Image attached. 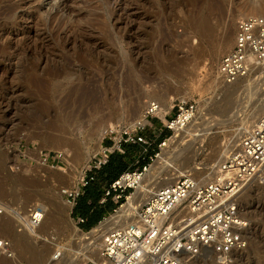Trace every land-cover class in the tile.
Wrapping results in <instances>:
<instances>
[{
    "label": "rangeland",
    "instance_id": "1",
    "mask_svg": "<svg viewBox=\"0 0 264 264\" xmlns=\"http://www.w3.org/2000/svg\"><path fill=\"white\" fill-rule=\"evenodd\" d=\"M245 1L0 0V201L25 212L40 202L59 215L57 224L33 235L18 231L16 220L4 217L9 229L0 235L13 242V264H53L61 259L51 262L57 250L68 247L79 253L80 241L91 234L97 237L95 247L84 251L77 264L97 257L101 225L135 190L115 191L102 202L116 207L88 231L76 222L64 192L75 184L74 171L100 150L104 127L132 123L141 116L147 97L142 94L137 99L140 90L153 89L166 106L178 98L194 100L195 115L212 98L198 129L183 140L161 130L157 117L151 119V126L142 132L158 137L146 152L150 165L143 176L148 179L161 157L173 155L172 166L161 178L187 169L182 175L201 181L211 178L215 165L237 145L233 139L238 136L232 137L230 131L241 130L242 123L249 127L264 113L249 116L264 100L262 69L251 74L250 90H236L233 83L213 91L218 61L234 44L235 18L248 13L241 9ZM189 13L207 18L209 37L200 38ZM224 21L232 37L227 47L221 45ZM198 43L199 53L194 51ZM235 82L244 84V77ZM132 90L135 95L129 94ZM127 100L131 107H126ZM172 103L167 117L175 113ZM163 139L166 145H159ZM61 151L63 158L47 163L42 159L46 153L54 156ZM187 156L191 159L181 167ZM137 161H132L134 168ZM150 182L144 183L147 188L156 185ZM240 205L249 224L247 246L238 254L233 252L227 264H264V186L244 189ZM51 231L53 239H48ZM45 250V258L33 259ZM197 260L217 264L210 253Z\"/></svg>",
    "mask_w": 264,
    "mask_h": 264
},
{
    "label": "built area",
    "instance_id": "2",
    "mask_svg": "<svg viewBox=\"0 0 264 264\" xmlns=\"http://www.w3.org/2000/svg\"><path fill=\"white\" fill-rule=\"evenodd\" d=\"M262 61L264 14L237 15L234 44L218 61L213 91L248 76ZM135 93L132 90L129 94ZM160 109L159 101L147 98L138 119L105 127L100 150L74 171L75 184L64 192L71 207L112 154H124L126 145H142L143 152L148 151L158 137L155 134L146 137L142 132L151 126V119L157 117L163 124L161 130L167 129L176 136L197 113V104L178 98L172 103L175 113L170 117H160ZM230 135L238 136L237 145L215 165L210 179L201 181L184 174L172 184L156 188L135 208L130 222L102 236L99 257L90 258L85 264H194L202 253H210L217 264H227L234 251L244 249L249 224L241 213L240 195L246 188L264 186V113L249 127L231 130ZM163 144L164 139L159 142ZM61 152L54 156L46 153L42 159L46 163L58 160L64 157ZM149 165L146 162L140 170L121 173L104 191L100 203L111 191L121 194L126 189L135 190ZM131 195H125L126 200ZM44 212L45 206L40 202L25 212L0 201V221L8 215L16 220L18 231L29 234H34ZM84 220L76 216L78 224ZM0 256L16 258L12 240L3 235H0Z\"/></svg>",
    "mask_w": 264,
    "mask_h": 264
},
{
    "label": "bare ground",
    "instance_id": "3",
    "mask_svg": "<svg viewBox=\"0 0 264 264\" xmlns=\"http://www.w3.org/2000/svg\"><path fill=\"white\" fill-rule=\"evenodd\" d=\"M238 9H240V8L238 7ZM241 9L246 10L249 14H260V13L264 14V0H247L242 5ZM188 18L190 19V24L193 26V28L199 34L201 39H205V38L210 36L211 30L208 28V20L206 17H204L203 15H201L199 17H195L192 13H189ZM223 24H224V27H223L224 31H223L222 36H221V45L223 47H227L231 44L232 37H231V34H229V32L226 33L227 27L225 26V21L223 22ZM194 51L197 53L202 51L201 43H198L194 47ZM257 69H262V73L264 72V61H262L259 65H257L249 73L248 76L244 77V84L238 85L237 82H235L239 79H236L233 82V83H235V86H237L236 90L240 89L241 92H245L247 90L252 89L253 83L250 80V78H251V74L254 73ZM233 83H231V84H233ZM231 84H225V85H231ZM140 92L141 93L138 94L137 99H139L140 95L143 94V96H146L148 99L153 98V99H155L161 103V109L159 110V115L161 117H163L165 115V113L171 108L172 102H170V105L166 106L158 98V94L154 90H152V93H148V92L143 93V91H141V90H140ZM229 92H231V91H229ZM126 102L127 103H125V105L127 108L132 106L130 101L127 100ZM211 103H212V98H210L206 101V106L204 107L202 112L195 115L193 117V119L189 122V124L175 137H179V139L181 138L183 140V138L185 136L191 135L190 133L192 132L193 129H198L197 125L199 123V120L202 118L203 114H205V113H207V111H209V107H210ZM261 111H264V100H261L259 102V104L254 106V109L252 110L251 113H249V116H253L255 113L261 112ZM229 118H232V117L229 116ZM254 121H253V123H254ZM241 126H242L241 128H247L248 127V125H245V123H242ZM104 129H105V127L101 130L102 131L101 136H103ZM237 140L238 139H235V140L233 139V141H234L233 143H235ZM173 141L176 142V139L169 141V144ZM230 142H232V140ZM191 144H189L188 146H191ZM165 145H166V142H165ZM61 146L62 145H60L59 148H62L63 150H65V147H61ZM172 158H173V155H170L168 157H161L160 158L161 160L155 164V168H154L153 172L150 173V176L148 177V179L146 176H143V175L141 176V178L138 181V186L136 187V189H135L134 193L132 194V196L130 197V199L125 204L121 205V207L117 210V212L114 215L106 217V221L101 225V229H100L101 232L99 233V236H103L105 233H107L113 229L123 227L126 223L130 222V220H131L130 218L134 217L135 208L138 205H141L143 202H145L148 199V197L150 196V194L152 193V191H154V189L172 184L174 182L173 180H176L184 172H188L190 170V169H187V170H184V172L180 170L176 176H173L170 178H168V177L167 178H161V174L164 172L168 173L169 167L172 166L171 165V162L173 161ZM190 159H191V156L185 157L184 160L182 161L183 163L181 164V167L186 165ZM147 180H151L150 184H156V185L153 188H147V185L144 184L145 182H147ZM159 182H163V183L159 184ZM249 188H252V187H249ZM58 216L59 215L52 208V206L45 207L43 219H42L40 225L38 226V228L36 230L47 228L50 225L54 226L55 224L58 223V219H59ZM3 219L0 221V231H6L7 229H9L8 222L4 221ZM34 234H36V231L34 232ZM52 234H53V231H51V233H49L48 239H53ZM31 235H33V234H31ZM72 236H75V232L73 233ZM78 240H81V238L80 239L78 238ZM84 240L85 241H83V242L80 241L79 245L81 246L80 247L81 250L79 251V253L76 252L75 249L63 247V248L57 250V252L51 258V262L55 258H58V256H61L60 261H58V262L53 261V264H77L81 260V257L85 254L86 250L91 251L93 249V247H95V241L97 240V237H95V235H93V234H91L89 236L86 235ZM100 247H101V243H100ZM100 247H99V250H100ZM47 252H48V250H45L44 254L35 253L33 255V259H37V260L43 259V258H45V255L47 254ZM239 252H241V250L234 251L233 254H238ZM97 257H99V254L97 255ZM197 259L198 258L195 259L194 264H206V261L201 260L198 262ZM13 260L3 258L0 256V264H13Z\"/></svg>",
    "mask_w": 264,
    "mask_h": 264
},
{
    "label": "trees",
    "instance_id": "4",
    "mask_svg": "<svg viewBox=\"0 0 264 264\" xmlns=\"http://www.w3.org/2000/svg\"><path fill=\"white\" fill-rule=\"evenodd\" d=\"M162 137L163 134L159 136V139ZM125 148V154H112L107 163L95 173L93 180L85 187L83 195L80 196L77 205L73 209V216H82L85 219L82 223L84 224L85 230L90 229L101 220L105 212H111L116 207L112 203H105L102 205L100 200L104 191L109 188L110 184L115 181L121 173L127 171L126 154L138 151V147ZM139 168L140 167L136 169ZM103 188L106 189L102 190ZM114 193L115 192L111 191L105 201L111 198Z\"/></svg>",
    "mask_w": 264,
    "mask_h": 264
},
{
    "label": "crops",
    "instance_id": "5",
    "mask_svg": "<svg viewBox=\"0 0 264 264\" xmlns=\"http://www.w3.org/2000/svg\"><path fill=\"white\" fill-rule=\"evenodd\" d=\"M125 147H138V151L137 152H132V153L129 152L128 154H126V158L125 159H126V162H127V171L140 170V168L146 163V160H147V153L143 152V146L142 145H126ZM125 153H126V151H125ZM136 158L138 160L137 161L138 163H137V165H136V167L134 169L132 161L135 160ZM138 167H140V168L136 169ZM104 189H106V188H103L102 190H104ZM79 198L77 199V202H76L75 206L77 205ZM75 206H74V208H75ZM74 217L76 218V216H74ZM83 225L84 224L79 223V226L82 229V231H88V230H90L92 228L91 227L90 229L85 230V227Z\"/></svg>",
    "mask_w": 264,
    "mask_h": 264
}]
</instances>
